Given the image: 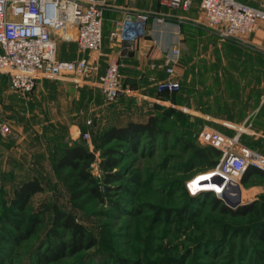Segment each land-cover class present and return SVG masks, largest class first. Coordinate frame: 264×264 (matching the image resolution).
<instances>
[{
	"label": "rangeland",
	"instance_id": "1",
	"mask_svg": "<svg viewBox=\"0 0 264 264\" xmlns=\"http://www.w3.org/2000/svg\"><path fill=\"white\" fill-rule=\"evenodd\" d=\"M120 1L123 2H118L111 11L103 14L104 40L123 14L131 10L151 13L153 18L159 16L165 23L173 22L184 36L194 37L195 33L204 31L215 35L214 30L199 21L201 12L197 7L190 11L170 10L161 8V0ZM244 1L257 4L259 0ZM215 43L230 48L227 52L232 53L234 58L230 61L228 55V62H234L233 70L228 72L230 78L248 79L251 84L264 81V25H258L244 41L216 39ZM72 47V57H76V48ZM68 48L62 42L58 44L57 52L65 53L64 49ZM211 52L214 58L216 52ZM91 56L95 57L94 54ZM101 61L106 62L103 56ZM204 78L205 84L211 82L210 76ZM95 79L93 75L88 89H76L66 81L46 79L24 95L0 86V124H8L11 130L8 135L0 132V264H34L32 254L47 252L48 247L53 245L45 234L52 224L50 215L46 216L44 228L37 236L32 235L19 242L10 239L9 234L15 236L17 232H13L3 214H7L10 220H17L15 215L18 211L10 205V199L14 188L27 180L38 181L44 191L30 198L25 214L35 212L42 203L56 205L62 211L71 213L97 240L92 249L51 264H264L262 241L256 238V230L264 228V179L261 177L251 176L246 184L239 182L242 199L238 206L256 201L257 205L253 212L237 219L208 207L195 209L191 215L170 219L155 215L153 207L159 210L178 208L184 203L181 191L183 181L188 180V183L202 175L190 187L194 193H198L196 191L202 189L203 184L207 185L204 187L207 189L212 183L204 174L210 167L199 161L188 164L187 155L183 156L178 147L173 146L174 139L180 135L181 127L178 125L182 123L172 126L169 124L171 117L164 126L172 133L167 141L143 142L136 152L123 147L121 173L128 170L141 178L140 186L132 189V194L123 190L124 182L115 183L103 203L86 199L77 203V207L72 204L55 173V162L63 149L81 143L99 160L101 146L98 134L111 126H125L138 115L130 109L123 111L120 101L106 104L94 85ZM236 90L239 94L243 87ZM195 98L198 107L189 113L184 106L183 86L173 97H157L166 103H153L159 108L151 106L146 115L160 114L166 108L184 115L189 132L187 138L196 146L207 147L199 143L197 135L202 127L213 125L199 114L203 111L210 114V85L201 87ZM87 120H90V125L86 124ZM258 139L252 142L257 143ZM95 177L103 187L102 174ZM172 183H175L174 186L167 190ZM102 192L105 193V190ZM226 206L232 209L238 207ZM230 222L246 225L243 227L244 234L239 236L233 230L228 237H222L224 225Z\"/></svg>",
	"mask_w": 264,
	"mask_h": 264
},
{
	"label": "built area",
	"instance_id": "2",
	"mask_svg": "<svg viewBox=\"0 0 264 264\" xmlns=\"http://www.w3.org/2000/svg\"><path fill=\"white\" fill-rule=\"evenodd\" d=\"M115 0H0V75L5 78L6 87L17 94H28L43 79L66 81L77 89L95 82L103 101L110 105L119 102L126 94L116 56L106 59L100 72L99 60L102 53V22L105 11L114 8ZM173 9L188 10L194 2L221 41L237 40L254 33L258 25H264V0L251 5L244 0H162ZM151 14L140 11H126L124 18L116 22L109 33L110 40H118L123 47H130L146 32V23ZM156 23L163 22L161 17ZM75 41L81 53L95 57H81L74 61L56 58L57 41ZM177 46L163 55L161 64L152 68L164 71L166 77L157 81L150 77L155 90L172 93L180 88L174 80L175 67L179 62ZM90 120L86 121L90 125ZM244 130L236 128L235 135H226L211 126H204L197 135L199 143L211 146L220 152L218 164L210 170L212 176L223 180L214 183L219 192L202 190L194 193L190 183L186 188L190 195L212 192L221 194L231 182L239 184L248 168L264 173V156L240 143ZM2 135L11 134L8 124H0ZM98 158L90 165L91 173L100 176Z\"/></svg>",
	"mask_w": 264,
	"mask_h": 264
},
{
	"label": "trees",
	"instance_id": "3",
	"mask_svg": "<svg viewBox=\"0 0 264 264\" xmlns=\"http://www.w3.org/2000/svg\"><path fill=\"white\" fill-rule=\"evenodd\" d=\"M251 5H256L250 3ZM5 86V81L0 86ZM181 91V87L172 93L159 92L157 97H173ZM111 105V104H110ZM152 107L159 108V105L152 104ZM171 113H174L171 115ZM168 117H171L169 124L181 127L180 135L174 139V144L178 147L179 152L184 156L187 155L186 162L192 163L199 161L205 163L208 169L212 170L219 162L220 152L211 147H199L187 138V125L184 122L185 116L175 113L173 110L162 109L160 114L150 115L144 123L129 122L125 126H111L102 130L98 134L101 146V155L98 160L99 170L102 174V186L98 184L97 178L91 173L90 165L97 159L95 153L90 152L83 144L75 143L63 149L62 154L56 159L55 173L57 180L67 191L69 199L74 206L88 200H95L100 203L105 201V197L110 195L112 186L115 183H123V190L132 194L135 188L141 184V178L129 172L123 174L121 168L122 149L125 146L129 151L136 152L139 145L143 142L156 143L157 141H167L168 136L172 135L168 129H165ZM183 129V130H182ZM240 143L254 150L245 142L244 135L239 136ZM115 144H111V143ZM257 151V150H254ZM264 156L263 151H257ZM206 171V172H208ZM194 176V175H193ZM251 176H258L264 179V173L248 168L241 176L240 183L246 184ZM191 179H189L190 181ZM188 180L183 181L181 191L185 198L184 203L178 208H159L153 207L156 216L164 215L166 219L173 216L191 215L193 210L208 207L217 209L222 215H227L232 219L245 216L254 211L257 201L247 205L238 206L235 209L229 208L224 201L212 192H201L195 196L189 194L185 184ZM186 182V183H185ZM175 183H172L166 189H171ZM211 189V187L207 188ZM105 190V193L102 192ZM43 186L36 180H27L21 183L13 190V197L10 199V205L17 209L15 216L17 220H10L7 214H3L4 219L8 221L9 226L13 228V232H17L15 236L10 233L12 242H19L29 239L30 236H37L43 230V225L47 215L51 216V226L45 231L48 242L53 241V245L48 247L47 252H38L32 254L34 256V264H51L61 258L67 256H75L84 251L92 249L97 245V240L89 235L83 224L78 222L75 217L68 212H64L56 205L42 203L35 212L30 215L25 214L30 198L36 193H42ZM203 201V202H202ZM161 211V212H159ZM243 224L226 223L222 237H228L233 230L237 231V235L244 234ZM43 227V228H42ZM264 228L256 230V238L262 241L264 252ZM15 237V238H13ZM121 264H127L121 262Z\"/></svg>",
	"mask_w": 264,
	"mask_h": 264
},
{
	"label": "crops",
	"instance_id": "4",
	"mask_svg": "<svg viewBox=\"0 0 264 264\" xmlns=\"http://www.w3.org/2000/svg\"><path fill=\"white\" fill-rule=\"evenodd\" d=\"M118 2L122 3L123 1L115 0L114 6ZM164 7L170 10L179 9L170 8L162 2L161 8ZM194 7L199 9L197 2H194L188 10L184 11H190ZM108 11H105L104 14ZM123 18L124 14L118 21L123 20ZM155 18L156 17L153 18L152 15L150 16L145 26V35L138 39L133 46L127 48L123 47L118 40H110L109 33L114 29L107 33V37L104 40L102 27L103 59L106 60L113 56L117 57L120 65L122 82L126 90V94L119 100L120 108L123 111H128V109H130L135 112L134 114L137 112L138 115L133 117L134 119L132 121L144 123L148 118L146 115L148 114L147 111L153 103H166V101L164 102L157 99L155 86L150 81V77H154L159 81L163 80L166 75L161 69L152 68V65L161 64L165 52L177 46L180 51V57L175 67L174 80L179 82L181 89L184 86V106L186 110L191 113L195 110L194 108L198 107L195 94H197L201 87L210 85V114L204 111V113L202 112L199 114L209 119L211 123H213V128L226 135H235L237 133L236 128L242 126L244 130L241 134L244 135L245 142L254 150L264 151V81H260L258 84H251L248 79L241 81L230 78L228 72L230 73L231 70H233L234 62H228V55H230V61H233L234 58L232 57V53L229 54L227 52L230 48L215 43L216 39L219 40L216 35L213 36L209 31H204L202 33H195L194 37L184 36L180 34L178 26L175 23L168 21L158 24ZM198 19L203 25L211 29L202 12L199 14ZM62 42L66 43L69 48L64 49L66 51L65 53L58 54L57 47L58 44L60 45ZM212 45L218 46L213 47ZM72 46L76 48V57H72ZM57 47L56 58L58 60L74 61L81 57H92L90 53L79 52L75 41L60 40L57 41ZM212 50L216 52L214 58L211 57ZM224 56H227L225 57L226 63L224 62ZM213 60L215 62H213ZM99 64L100 72H102L105 63L99 60ZM205 76H210V84L204 83ZM224 77L226 78L223 79ZM4 81L5 78L0 75V83ZM67 83L74 87L70 82ZM90 84L91 83H87L80 87V89H88ZM94 85L101 96L97 82H94ZM240 87H243V90L239 95L237 94L238 90H236V88ZM232 95H234L233 98ZM236 95L239 96L236 97ZM256 138H259L258 142H252L253 139Z\"/></svg>",
	"mask_w": 264,
	"mask_h": 264
},
{
	"label": "water",
	"instance_id": "5",
	"mask_svg": "<svg viewBox=\"0 0 264 264\" xmlns=\"http://www.w3.org/2000/svg\"><path fill=\"white\" fill-rule=\"evenodd\" d=\"M213 181H216L218 184L223 183V180L218 176H215ZM221 199L231 207L238 206L241 201L239 184L233 182L229 183L224 192L221 194Z\"/></svg>",
	"mask_w": 264,
	"mask_h": 264
},
{
	"label": "bare ground",
	"instance_id": "6",
	"mask_svg": "<svg viewBox=\"0 0 264 264\" xmlns=\"http://www.w3.org/2000/svg\"><path fill=\"white\" fill-rule=\"evenodd\" d=\"M210 173H211V172L208 171V172H205L204 174H205L206 177L208 176V178H209L210 181H212V183H210V187H211V189H205L204 187H207V185H206V184H203V185H202L203 188L197 190L196 192H199V191H202V190H213V191H216V192H219V191H220V188L217 187L216 184H215L214 181H213L215 176H212ZM199 177H202V175H199V176H197L196 178H194V180H192L191 183H190V187H191V185L194 183V181H195L197 178H199ZM191 191L194 192V190H192V188H191Z\"/></svg>",
	"mask_w": 264,
	"mask_h": 264
}]
</instances>
